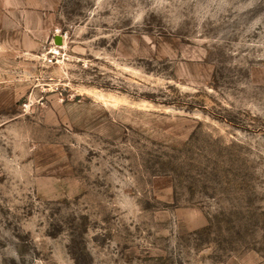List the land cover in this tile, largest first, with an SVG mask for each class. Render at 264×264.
Segmentation results:
<instances>
[{
	"label": "rangeland",
	"instance_id": "1",
	"mask_svg": "<svg viewBox=\"0 0 264 264\" xmlns=\"http://www.w3.org/2000/svg\"><path fill=\"white\" fill-rule=\"evenodd\" d=\"M0 264H264V0H0Z\"/></svg>",
	"mask_w": 264,
	"mask_h": 264
}]
</instances>
